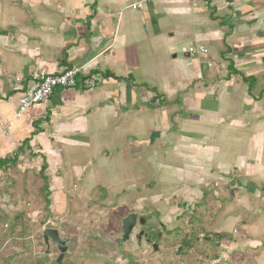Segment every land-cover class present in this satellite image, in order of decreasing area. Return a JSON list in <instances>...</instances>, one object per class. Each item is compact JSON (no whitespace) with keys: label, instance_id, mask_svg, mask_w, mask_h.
<instances>
[{"label":"crops","instance_id":"crops-1","mask_svg":"<svg viewBox=\"0 0 264 264\" xmlns=\"http://www.w3.org/2000/svg\"><path fill=\"white\" fill-rule=\"evenodd\" d=\"M71 68L97 86L17 116L32 77ZM2 130L0 203L63 200L72 181L80 198L129 197L149 167L183 209L214 196L219 228L264 246V0H0ZM230 257L264 264V249Z\"/></svg>","mask_w":264,"mask_h":264},{"label":"rangeland","instance_id":"rangeland-1","mask_svg":"<svg viewBox=\"0 0 264 264\" xmlns=\"http://www.w3.org/2000/svg\"><path fill=\"white\" fill-rule=\"evenodd\" d=\"M151 173V168L145 167L136 180L134 174L128 175L121 185L137 190L124 198L107 199L102 194L80 198L78 191L70 192L74 185L79 186L72 181L66 184L69 191L63 200L40 198L33 193L26 196L19 209L10 206L13 200L8 204L2 201L0 264H57L60 252L55 246L51 245L49 254L44 256L42 233L48 228L58 229L62 238L69 239L61 264H227L234 260L232 255L245 260L251 254L258 256L263 252V244L248 246L235 242L231 233L219 228L221 207L217 198L205 195L194 210L186 211L183 200L172 197V192L167 194L166 185L152 187ZM229 205L230 212L238 213L237 208L233 210ZM130 213L144 218L146 226L137 225L130 240L119 246L122 220ZM243 218L247 220L248 215L244 213ZM146 229L154 230L153 243L144 238L136 240V234ZM156 233H161L157 241ZM152 244H157L159 250L154 252Z\"/></svg>","mask_w":264,"mask_h":264},{"label":"built area","instance_id":"built-area-1","mask_svg":"<svg viewBox=\"0 0 264 264\" xmlns=\"http://www.w3.org/2000/svg\"><path fill=\"white\" fill-rule=\"evenodd\" d=\"M143 8V3H137L130 6L132 10H139ZM190 53L207 54L208 51L203 47H191ZM82 74L81 69L71 68L58 75H36L32 77L28 87L23 95L18 99L19 111L17 116L25 112L27 109L35 104L46 103L49 101L53 92L58 89H72L77 88L80 83L85 89H93L97 86L98 79L95 76H90L81 79L79 75ZM20 81V79H17ZM7 131H0V136L6 135Z\"/></svg>","mask_w":264,"mask_h":264},{"label":"water","instance_id":"water-1","mask_svg":"<svg viewBox=\"0 0 264 264\" xmlns=\"http://www.w3.org/2000/svg\"><path fill=\"white\" fill-rule=\"evenodd\" d=\"M138 225H145L146 220L144 218H138L136 213L128 214L122 220V237L117 240V244L122 246L126 242H128ZM42 239L44 245L46 246V252L44 256H47L50 252V246H55L57 250L60 252V255L56 261L57 264H61L66 254L68 247L67 244L69 242L68 238H62L58 229L48 228L45 229L42 233ZM153 251L156 252L159 250V246L157 244L152 245Z\"/></svg>","mask_w":264,"mask_h":264},{"label":"flooded vegetation","instance_id":"flooded-vegetation-1","mask_svg":"<svg viewBox=\"0 0 264 264\" xmlns=\"http://www.w3.org/2000/svg\"><path fill=\"white\" fill-rule=\"evenodd\" d=\"M138 218H140V217H138ZM138 225V224H137ZM139 226H141V227H145L146 226V224L145 225H139ZM153 229H146V230H140L137 234H136V240L138 241V242H140L141 241V239L142 238H144V241H146L147 243L148 242H154L152 239H151V235H152V233H153ZM161 238V233H156V241L158 240V239H160ZM153 245V244H152Z\"/></svg>","mask_w":264,"mask_h":264},{"label":"trees","instance_id":"trees-1","mask_svg":"<svg viewBox=\"0 0 264 264\" xmlns=\"http://www.w3.org/2000/svg\"><path fill=\"white\" fill-rule=\"evenodd\" d=\"M243 80L249 83V88H252L254 85V81L252 79L250 80L249 78L244 77ZM47 203L49 204V201Z\"/></svg>","mask_w":264,"mask_h":264}]
</instances>
